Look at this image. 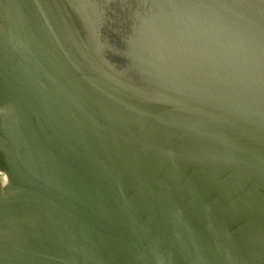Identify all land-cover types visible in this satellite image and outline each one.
Segmentation results:
<instances>
[{
	"label": "water",
	"instance_id": "obj_1",
	"mask_svg": "<svg viewBox=\"0 0 264 264\" xmlns=\"http://www.w3.org/2000/svg\"><path fill=\"white\" fill-rule=\"evenodd\" d=\"M196 1L138 88L95 0H0V264H264V0Z\"/></svg>",
	"mask_w": 264,
	"mask_h": 264
},
{
	"label": "flooded vegetation",
	"instance_id": "obj_2",
	"mask_svg": "<svg viewBox=\"0 0 264 264\" xmlns=\"http://www.w3.org/2000/svg\"><path fill=\"white\" fill-rule=\"evenodd\" d=\"M95 1L98 22L93 25L92 39L88 44V48L91 50L90 45H92L94 54L97 53L91 61L92 67L95 72L103 76L107 73H115L123 81L130 79L138 88L144 85L139 77L143 66L147 68L161 58L158 53L160 49L166 47L169 33L173 34L174 39L168 42L175 47L183 44L184 36L192 34L191 31H187L190 27H186L183 22L191 18L190 13L195 12L192 6L200 2L196 0H112L107 4L105 0ZM195 8L201 10L199 7ZM173 16H177L178 20L175 21ZM171 19L173 23H169ZM54 35L57 37V32L52 33V37ZM71 37L68 29H64V32L59 35L61 41L65 39L71 42ZM154 37L162 39L159 47V41H155ZM6 38L12 39V44L18 45L24 36L22 33L15 35L9 30ZM69 46L66 57H70L73 51L72 43ZM18 50L21 60L27 56L23 53L24 47L20 46ZM144 94L147 95V99L154 98L152 89L146 90ZM4 180V175L0 173V182L3 183Z\"/></svg>",
	"mask_w": 264,
	"mask_h": 264
}]
</instances>
